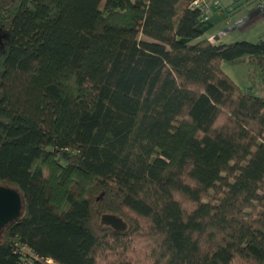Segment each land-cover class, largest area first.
<instances>
[{
    "label": "trees",
    "instance_id": "1",
    "mask_svg": "<svg viewBox=\"0 0 264 264\" xmlns=\"http://www.w3.org/2000/svg\"><path fill=\"white\" fill-rule=\"evenodd\" d=\"M192 1L0 0V264H264V39Z\"/></svg>",
    "mask_w": 264,
    "mask_h": 264
},
{
    "label": "crops",
    "instance_id": "2",
    "mask_svg": "<svg viewBox=\"0 0 264 264\" xmlns=\"http://www.w3.org/2000/svg\"><path fill=\"white\" fill-rule=\"evenodd\" d=\"M222 24L231 25L232 28L227 31L221 27ZM250 29L255 30L256 35L251 36L248 33ZM246 34L252 38H240L245 37ZM202 36L210 39L215 37L213 39L215 42L224 43L234 41L255 42L264 39V7L259 6L257 0H219V6L212 9L207 30ZM226 37L232 40L227 41L225 40ZM256 37L257 39H255ZM254 64L258 67L257 63L254 62ZM257 69L259 70V68ZM261 81L262 88H264V81L262 79Z\"/></svg>",
    "mask_w": 264,
    "mask_h": 264
},
{
    "label": "water",
    "instance_id": "3",
    "mask_svg": "<svg viewBox=\"0 0 264 264\" xmlns=\"http://www.w3.org/2000/svg\"><path fill=\"white\" fill-rule=\"evenodd\" d=\"M23 213V198L18 190L9 185L0 184V235L3 228L17 221ZM101 223L116 230H124L126 222L115 214L101 215Z\"/></svg>",
    "mask_w": 264,
    "mask_h": 264
},
{
    "label": "rangeland",
    "instance_id": "4",
    "mask_svg": "<svg viewBox=\"0 0 264 264\" xmlns=\"http://www.w3.org/2000/svg\"><path fill=\"white\" fill-rule=\"evenodd\" d=\"M221 27L227 31H229L232 28L231 25L225 26L224 24H222ZM208 32H210V30H208ZM248 33L251 36L256 35V31L253 29H250ZM244 36L245 37H240V38H245V39L252 38L247 34ZM141 38L147 40L149 39L145 36H141ZM255 39H257V37ZM255 39H251V40H255ZM225 40L230 41L232 39L226 37ZM222 66L226 74L229 77H232L238 86L246 89L247 91L254 92L259 96H264V93L262 92V81H261L260 72L257 69L258 67L254 64V62H252L249 59L240 58L235 61H228V62L224 61ZM26 250L27 248H25V251Z\"/></svg>",
    "mask_w": 264,
    "mask_h": 264
},
{
    "label": "built area",
    "instance_id": "5",
    "mask_svg": "<svg viewBox=\"0 0 264 264\" xmlns=\"http://www.w3.org/2000/svg\"><path fill=\"white\" fill-rule=\"evenodd\" d=\"M259 6L264 7V0H257ZM193 7H200L203 10V15L201 21H206L208 19L207 14L212 11L213 8L218 6V0H194L192 3ZM46 264H55L52 260L47 259Z\"/></svg>",
    "mask_w": 264,
    "mask_h": 264
},
{
    "label": "bare ground",
    "instance_id": "6",
    "mask_svg": "<svg viewBox=\"0 0 264 264\" xmlns=\"http://www.w3.org/2000/svg\"><path fill=\"white\" fill-rule=\"evenodd\" d=\"M193 1H194V0H193ZM193 1L191 2V5H190L191 8H195V9L198 8V9L200 10V12H201V18H202V15H203V10H202V8H200V7H193V6H192ZM218 6H219V0H218ZM218 6H217V7H218ZM207 16H208V19H209V13L207 14ZM208 19H207V20H208ZM207 20H206V21H207ZM18 192H19V191H18ZM19 193H20V192H19ZM48 259L52 260L51 258H48ZM52 261H53V260H52Z\"/></svg>",
    "mask_w": 264,
    "mask_h": 264
}]
</instances>
